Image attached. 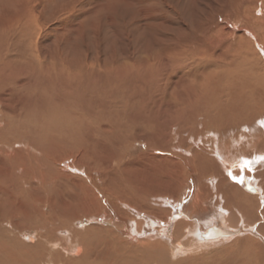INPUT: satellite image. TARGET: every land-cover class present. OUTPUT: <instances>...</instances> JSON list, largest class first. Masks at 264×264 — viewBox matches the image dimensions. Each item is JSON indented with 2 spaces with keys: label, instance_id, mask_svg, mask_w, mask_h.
Segmentation results:
<instances>
[{
  "label": "bare ground",
  "instance_id": "6f19581e",
  "mask_svg": "<svg viewBox=\"0 0 264 264\" xmlns=\"http://www.w3.org/2000/svg\"><path fill=\"white\" fill-rule=\"evenodd\" d=\"M17 24L0 23V264H264V19L224 58L166 51L104 81L23 76L42 57Z\"/></svg>",
  "mask_w": 264,
  "mask_h": 264
},
{
  "label": "rangeland",
  "instance_id": "374dc122",
  "mask_svg": "<svg viewBox=\"0 0 264 264\" xmlns=\"http://www.w3.org/2000/svg\"><path fill=\"white\" fill-rule=\"evenodd\" d=\"M259 6L257 0H0V23L7 24L17 18L18 27L37 26L34 49L31 50L35 55H41V65L39 70L22 65L25 77H32L35 72L44 74V66L64 72L69 67L85 66L88 71L94 69L101 71L102 76H113L112 70L116 67L130 66L137 72L139 66L146 64L153 70L162 63L166 51L171 52L166 57L177 59L181 66L186 59L214 60L213 57L220 56L224 50L222 45L228 47L235 39L240 42V34H245L246 30V36L251 35L248 30L253 31V23L264 19ZM2 28L0 26V33ZM231 29L236 37L229 34ZM22 35L27 37V32ZM20 46L24 53L26 48ZM12 49L13 46L9 50ZM207 50L206 58L202 59L199 53ZM174 52L179 56L184 54L185 58L181 60L173 56ZM175 66L172 65L168 72H172ZM44 97L42 94L41 98ZM117 97L113 95L112 99L117 100ZM51 118L48 120L50 124L54 122ZM58 118L60 123L61 117ZM177 199L173 198L174 201Z\"/></svg>",
  "mask_w": 264,
  "mask_h": 264
}]
</instances>
